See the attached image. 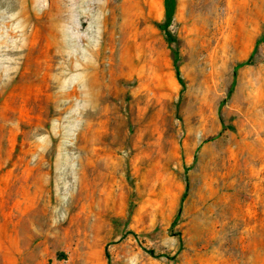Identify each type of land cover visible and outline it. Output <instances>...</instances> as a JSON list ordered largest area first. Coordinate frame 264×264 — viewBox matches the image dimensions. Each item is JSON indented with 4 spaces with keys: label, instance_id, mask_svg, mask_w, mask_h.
<instances>
[{
    "label": "rangeland",
    "instance_id": "rangeland-1",
    "mask_svg": "<svg viewBox=\"0 0 264 264\" xmlns=\"http://www.w3.org/2000/svg\"><path fill=\"white\" fill-rule=\"evenodd\" d=\"M174 1L0 0V264H264V0Z\"/></svg>",
    "mask_w": 264,
    "mask_h": 264
},
{
    "label": "trees",
    "instance_id": "trees-1",
    "mask_svg": "<svg viewBox=\"0 0 264 264\" xmlns=\"http://www.w3.org/2000/svg\"><path fill=\"white\" fill-rule=\"evenodd\" d=\"M164 8H165V20H166V24L169 25L173 19L174 13H175V1L174 0H164ZM166 40H167V44L169 47H171L174 44V40L171 39V37L169 36V34H166ZM172 55H173V60H174V66H175V71H176V75L177 77H179V71L177 68V63H178V53L176 50H172ZM235 74V73H234ZM185 198V194L182 198Z\"/></svg>",
    "mask_w": 264,
    "mask_h": 264
},
{
    "label": "bare ground",
    "instance_id": "bare-ground-1",
    "mask_svg": "<svg viewBox=\"0 0 264 264\" xmlns=\"http://www.w3.org/2000/svg\"><path fill=\"white\" fill-rule=\"evenodd\" d=\"M89 264H94V263H89Z\"/></svg>",
    "mask_w": 264,
    "mask_h": 264
}]
</instances>
